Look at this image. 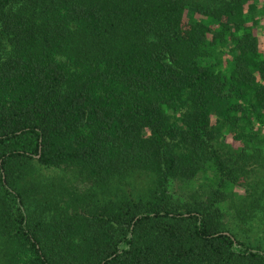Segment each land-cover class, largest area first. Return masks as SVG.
<instances>
[{"label": "trees", "instance_id": "16d2710c", "mask_svg": "<svg viewBox=\"0 0 264 264\" xmlns=\"http://www.w3.org/2000/svg\"><path fill=\"white\" fill-rule=\"evenodd\" d=\"M257 211L264 0H0V264H264Z\"/></svg>", "mask_w": 264, "mask_h": 264}, {"label": "rangeland", "instance_id": "374dc122", "mask_svg": "<svg viewBox=\"0 0 264 264\" xmlns=\"http://www.w3.org/2000/svg\"><path fill=\"white\" fill-rule=\"evenodd\" d=\"M38 170L41 172V179L51 181L53 179L61 178H69L68 181L69 184H65L63 188L60 187V189H63L64 194L67 196L68 190L70 188L77 189L78 192L81 191V189H87L91 186L88 182L83 180V178L78 174H71L68 171H63L58 168H47L44 166H38ZM146 176V175H144ZM134 181H131L130 183L123 182L120 184L118 182L117 184L111 186H107L104 191L103 189L100 190V197L107 199L109 197V194L115 189V187H120V190H123L127 193H133L140 194L142 193L143 189L146 188V184L148 183V180L145 177H139L137 175H134ZM60 182H67L65 180H60ZM86 183V184H85ZM197 183L195 182H177L176 184L172 185L170 187V192L173 194L175 198H180L182 200L188 199L193 200L197 195H200L201 198H204L202 187L197 190ZM117 185V186H116ZM148 186V185H147ZM67 187V188H66ZM148 189V188H146ZM142 190V191H141ZM122 191V192H123ZM201 191V192H200ZM227 206V204H226ZM233 216H236L234 214ZM248 221L243 222L235 217L232 218V228L233 231L238 235V237L246 242H249L251 244L260 245L262 248H264V224H262V215L261 211H257L252 216H247Z\"/></svg>", "mask_w": 264, "mask_h": 264}]
</instances>
